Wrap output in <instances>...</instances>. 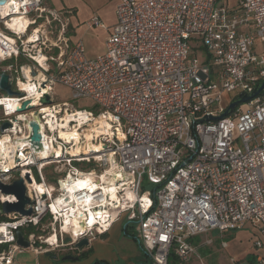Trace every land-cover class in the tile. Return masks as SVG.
<instances>
[{
    "label": "built area",
    "instance_id": "2783aa9c",
    "mask_svg": "<svg viewBox=\"0 0 264 264\" xmlns=\"http://www.w3.org/2000/svg\"><path fill=\"white\" fill-rule=\"evenodd\" d=\"M19 16L28 19L22 29L11 25ZM68 24L66 12L45 0L0 3V73L23 94L0 93V139L13 146L0 150V183L22 178L31 209L5 213L2 204L17 199L0 189V264H16L15 254L27 249L16 243L17 231L31 249L74 254L80 240L89 244L123 216V229H136L129 235L144 264H192V237L245 223L258 228L254 247L263 248L264 89L219 116L228 106L224 93H251L264 81V52L254 48L264 44V0H116L115 23L94 57L66 34ZM87 26L106 28L97 15ZM53 49L60 52L52 60ZM56 83L94 111L53 102ZM44 94L50 103L40 101ZM27 100L31 108L18 112ZM66 114L79 144L59 135ZM30 120L39 124L40 151L26 141ZM99 121L109 127L86 140ZM83 163L92 166L79 170ZM80 174L97 181L79 185ZM39 229L48 232L44 240ZM230 261L264 264V254Z\"/></svg>",
    "mask_w": 264,
    "mask_h": 264
},
{
    "label": "rangeland",
    "instance_id": "374dc122",
    "mask_svg": "<svg viewBox=\"0 0 264 264\" xmlns=\"http://www.w3.org/2000/svg\"><path fill=\"white\" fill-rule=\"evenodd\" d=\"M50 0H45V5L53 9L49 5ZM55 7H57L58 0H52ZM233 2V0H232ZM58 11V10H57ZM103 29V30H102ZM72 28L68 26L66 34L71 36ZM104 28H101V36L98 35L94 30L87 29L81 36L85 48V55L91 56L98 53H103L104 51ZM254 48L257 52H264V44H260L257 41L255 42ZM198 51L199 60L205 58L206 54L203 48H194V52ZM60 50L53 49L49 52L50 58L56 59L59 56ZM10 61L2 62V65L9 63ZM49 67L51 70L55 68V63L53 61L49 62ZM1 94L6 95V92L0 91ZM234 96V93H224L223 94V104L229 105L231 98ZM52 101L55 103L68 102L76 109H86L94 111L92 102L86 99H73L71 97L70 90L59 83L54 84L53 90L51 92ZM1 117V116H0ZM65 117V116H64ZM92 165H88L89 169ZM34 170V169H33ZM59 175H54L52 177H47V182H54ZM145 187H148L146 184ZM126 219L122 218L121 222L113 223L109 230L101 235H97L95 239L85 247L86 252L80 255L77 260H63L62 256L65 255L62 251H54L55 257H49L42 254V257L53 264H92L96 259V256H101V258H109L110 264H129L133 260V255L136 252V247L133 244V241L130 240L128 236L123 234V225ZM131 225V224H130ZM129 234H134L136 229L134 227L128 228ZM37 233L41 236V239L44 240L48 236V232L41 231L40 229ZM259 237V231L256 226H253L251 223H245L239 229L226 230L223 233L218 231H210L201 235H197L191 238L193 245L196 246V255L192 258V264H232L230 261L233 260H247L248 257L253 256L256 252H264V247L256 249L254 247V241ZM226 243V247L221 246V242ZM41 244L42 248L45 244H42L40 241H37L36 245ZM92 249L89 251V249ZM83 248V247H82ZM23 250L20 253H23ZM75 254L81 253V248H78L77 251H73ZM17 253L19 257L23 254ZM17 257V256H16Z\"/></svg>",
    "mask_w": 264,
    "mask_h": 264
},
{
    "label": "crops",
    "instance_id": "0c3cea01",
    "mask_svg": "<svg viewBox=\"0 0 264 264\" xmlns=\"http://www.w3.org/2000/svg\"><path fill=\"white\" fill-rule=\"evenodd\" d=\"M48 3L51 7H53V10H56V11L64 10L66 12V16L68 18V23H69L68 25L69 27L72 28V34L70 36L72 41H75L77 39L82 40L81 36L87 29L94 30L98 35L101 36L102 27L89 28L87 26V23L92 17V15H97L99 19L101 20V22L106 27L104 28V32H105L104 39L106 38L113 24L115 23L116 0H58L57 7L54 6L52 0H50ZM98 54H101V52ZM96 55L94 54L89 57H94ZM125 236H128L130 240L133 241V244L136 247V252L133 255V260L129 262V264L146 263L147 259L145 255L141 252L135 238L133 236H130L129 234ZM87 246H83V248H81V253H84L87 251L85 250V247ZM91 249L92 247L89 249V251ZM23 253L24 255H22L21 257L16 255L17 253L15 254L14 261L16 264H53L50 261L42 257V254L44 252L40 250H34L31 248H27L25 249ZM23 253H20V254H23ZM260 253L264 254V252H261V251ZM108 259L109 258L103 259L101 258V256H96V259L94 261L103 260L106 263L110 264ZM247 259L249 261H252L254 259V255L251 257H248Z\"/></svg>",
    "mask_w": 264,
    "mask_h": 264
},
{
    "label": "water",
    "instance_id": "95a60500",
    "mask_svg": "<svg viewBox=\"0 0 264 264\" xmlns=\"http://www.w3.org/2000/svg\"><path fill=\"white\" fill-rule=\"evenodd\" d=\"M5 0H0V3H3ZM9 75L5 72L0 73V90L6 92L8 96H23V94L15 92L11 89V84L8 81ZM264 89V81L257 83L251 93H240L236 96H234L227 106L226 110L222 115L219 116V118H222L226 115H228L231 110L239 103L245 102L249 100L250 98L256 96ZM42 103H50L51 100H49V95L44 94L43 97L40 99ZM29 104V101H24L21 103L20 107L17 108L18 112H23L26 110H29L31 108ZM211 119V117H208ZM8 124L5 122L2 125V128L7 127ZM42 135L39 131V124L36 120H30L29 122V133L28 137L26 138V141L30 143V146L35 151H40L43 149V143H42ZM26 179H28V175L25 176ZM0 189L4 194H13L17 202L8 203L4 202L2 204L3 211L5 213H12L17 212L22 216L29 215L31 213V209L27 208L25 209V205L30 203L29 198L25 195V186L23 184L22 178H18L17 180L13 181L12 184H2L0 183ZM16 243L23 247V248H29L30 244L28 241L24 240L22 237V234L20 231L16 232ZM88 242L86 239L80 240L77 244V248H82L83 246H87ZM45 255L49 257H55L53 251H45ZM63 260H77L78 254H65L62 256Z\"/></svg>",
    "mask_w": 264,
    "mask_h": 264
},
{
    "label": "bare ground",
    "instance_id": "6f19581e",
    "mask_svg": "<svg viewBox=\"0 0 264 264\" xmlns=\"http://www.w3.org/2000/svg\"><path fill=\"white\" fill-rule=\"evenodd\" d=\"M26 23H28L27 17L19 16V17L13 18V23L11 25L18 28V29H22ZM38 59L40 60V62H42L41 61L42 58H38ZM40 76H42V75H40ZM19 84L24 89L30 90V88H31V85L29 83H24V82L21 83L20 82ZM31 90H32V88H31ZM64 116H65V117H63L64 121L59 123L61 126V128L58 129L59 135L63 138H67V139L74 138V141L79 144L80 142H78V139H79L80 133L75 128L70 127L68 124V120L71 116L69 114H66ZM108 127H109V123H103L102 121H99L98 126H92L91 128H89L84 133L85 139L86 140L90 139V136H91L90 131H105ZM6 139H7V136L2 137L0 139V150L3 151L5 154L7 152H6V149H3L4 147L7 148V150H9L8 149L9 146L13 147L11 143L7 144V146H6V144L4 143V141H6ZM85 144L87 147H90L92 149H98V145H96V144L94 145L93 143H91L89 141H86ZM79 149H80V145H76L74 149L72 148L69 151L76 153L79 151ZM94 178H95V175H93V174H86L84 176H83V174H80L74 181H77V183H79V185H81L82 183H88V181H97V180H93ZM104 178H105L104 176H101V179H104ZM52 239H53V237H51L49 240H52Z\"/></svg>",
    "mask_w": 264,
    "mask_h": 264
},
{
    "label": "trees",
    "instance_id": "16d2710c",
    "mask_svg": "<svg viewBox=\"0 0 264 264\" xmlns=\"http://www.w3.org/2000/svg\"><path fill=\"white\" fill-rule=\"evenodd\" d=\"M72 34V33H71ZM89 164H85V163H83V164H80V165H78V169L79 170H83V168H87V166H88ZM28 231H30V230H28ZM125 231V229H123V232ZM36 232V231H35ZM124 234V233H123ZM125 235H128V233L125 231ZM81 254H83V253H80V254H78V258L80 257V255ZM92 264H108V263H106L105 261H103V260H96V261H94Z\"/></svg>",
    "mask_w": 264,
    "mask_h": 264
}]
</instances>
